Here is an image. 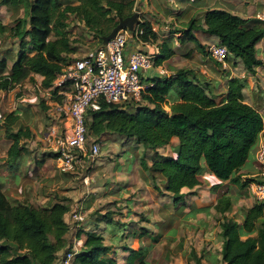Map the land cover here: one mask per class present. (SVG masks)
I'll list each match as a JSON object with an SVG mask.
<instances>
[{
  "label": "trees",
  "instance_id": "1",
  "mask_svg": "<svg viewBox=\"0 0 264 264\" xmlns=\"http://www.w3.org/2000/svg\"><path fill=\"white\" fill-rule=\"evenodd\" d=\"M0 6L23 11L22 17L11 26L0 20V34H6L12 40L10 43L16 45L15 53L8 57L11 65L7 72L6 59L0 60V90L22 84L34 74L42 76L43 88L49 87L67 63L66 56L77 51L67 29L71 19L83 24L99 48L102 36L111 31L118 18L134 12L132 0H0ZM202 18L204 28L192 18L186 30L202 54L208 51L191 32L197 27L218 38L219 44L226 48V61L233 66L239 60L249 75H254L258 66H264V60L256 54V43L264 37V20L220 8L206 10ZM132 36L143 42L155 39L147 20L137 22ZM173 53L166 45L160 46L161 58ZM224 79L225 91L210 80L198 78L193 69L179 68L170 78L158 79L147 86L139 104H128L127 108L100 100L99 109L86 111V135L98 140L102 134L114 133L133 138L142 148L152 150L150 165L143 162L142 166L159 174L163 190L174 203L183 201L184 188L192 189L201 182L204 164L220 182L243 187L246 184L236 173L251 150L256 151L264 135V121L257 107L244 100L243 79L235 76ZM171 90L176 92L178 101L166 110L163 104ZM2 119L5 134L12 140L6 164L13 167L19 154L27 150L24 140L31 138L32 132L28 126L13 127L19 120L15 112L5 114ZM173 137L178 139L174 154L158 153ZM130 166L128 162V170ZM253 180L264 183V177ZM232 205V196L223 192L212 206L221 216L218 221L221 264H264V199L253 202L242 213L241 221L226 215ZM69 209L64 198L38 207L16 201L0 189V264L59 263L64 252L73 247L66 237L70 229L65 219ZM206 210L198 208L194 212ZM102 219L112 235L120 237L126 229L127 224L114 221L107 213ZM76 236L80 246L72 264H118L116 251L104 243L102 233L79 229ZM122 250L126 251L123 256L126 264H148L147 247L123 245ZM194 259V264H203L197 255Z\"/></svg>",
  "mask_w": 264,
  "mask_h": 264
},
{
  "label": "rangeland",
  "instance_id": "2",
  "mask_svg": "<svg viewBox=\"0 0 264 264\" xmlns=\"http://www.w3.org/2000/svg\"><path fill=\"white\" fill-rule=\"evenodd\" d=\"M246 1L248 3L250 0ZM259 1L264 8V0ZM1 11L3 10L0 9L2 23L10 26L15 23L17 16L22 14V10L20 14L13 13V10L12 12ZM67 29L70 30L74 45L78 48L74 56L83 55L88 45L75 44L83 38L81 26L75 19H71ZM11 41V39L6 41V44ZM66 58L69 61L71 56ZM27 82L25 87L20 86L15 93L21 95L20 98L24 101L20 102L22 106L29 109L25 113V120H29L32 130H41V133L38 139L33 136L24 144L28 151L27 167L33 174L29 177L31 179H23V181L26 180L24 183L16 182V185L9 186L11 191L6 193L8 196H20V198L16 197L19 201L40 207L46 201L44 194L47 196L50 194L51 198H64V201L69 204V211L75 207V204H80L82 218L79 223L70 221L68 211L69 243L79 248L80 240L76 236L79 229L102 233L104 243L116 251L120 264L126 254V251L122 250L123 245L132 248L147 247L148 264H194V255L200 257L203 264H221L219 255L221 237L218 226L221 216L212 206L223 192L230 194L233 205L226 215L241 221L242 213L256 201L249 184L252 182L251 179L264 177L263 164L255 161V165L236 173L246 184L243 187L227 181L212 180L210 175H205L196 187L183 189L185 195L182 202L174 203L171 195L163 190V180L159 174L148 172L142 166L143 162L147 166L150 165L153 151L142 148L133 138L122 140L117 134L106 133L98 139L100 151L93 161L90 162L86 157L80 156L72 169L61 171L54 161L56 154L52 145L45 138L48 127L52 123L49 114L53 110V102L50 103L47 93L40 89L35 78ZM32 97L35 99L32 100ZM3 98L5 101L8 97L6 95L0 97V99ZM121 105L127 108L130 106ZM6 111L0 107V113ZM61 126L62 124L59 129ZM6 139L9 140L0 129V165L4 159L1 155L6 151L8 143ZM94 139L88 136V142ZM173 147L174 143L171 141L169 145L157 151L160 154L172 155ZM250 160L254 161L253 150L246 161ZM128 162H131V168L126 171ZM38 164L39 166L36 167ZM2 170L4 169L0 166V172ZM86 176L87 182L84 180ZM19 186H21V192L14 189ZM195 203L198 206L208 207V212H193ZM106 213L111 215L114 221L127 224L120 237L112 235L111 229L102 219V215ZM79 239L82 241L84 235H81Z\"/></svg>",
  "mask_w": 264,
  "mask_h": 264
},
{
  "label": "crops",
  "instance_id": "3",
  "mask_svg": "<svg viewBox=\"0 0 264 264\" xmlns=\"http://www.w3.org/2000/svg\"><path fill=\"white\" fill-rule=\"evenodd\" d=\"M133 1V11L139 14V21L147 20L151 23L152 30L155 33V39L150 42H143L138 38H134L129 35L128 40L124 49V57L128 58L129 55L134 51H144L149 54L154 55V63L149 68H143L140 71V79L145 86H150L156 80H162L170 78L177 69L179 68H190L193 69L196 73V76L202 80H210L213 83L218 85V89L223 91L226 90L227 84L224 77L227 76H235L243 79L245 85L242 89L244 100L257 107L258 111L262 115L264 121V66H258L256 68V72L254 75H249L244 70L243 64L236 60L235 66L232 65L231 62L219 61L217 59L212 58L209 53L202 54L196 47L194 41L191 39V35H188L186 30L188 29V24L192 18L196 19V24L200 25L204 28L203 24V15L206 10L213 8H220L228 10L232 13L238 14L242 17H256L264 20V8L262 3L259 0H250L246 3V0H132ZM1 12L11 11L7 6H0ZM22 9L13 10V13H18ZM22 14L17 17H22ZM1 20V19H0ZM3 22V21H2ZM81 26V32L83 34V38H80L81 41L75 42V44L79 45H88V48L83 52V55L88 54L96 49V45L94 44V39L90 33H88L84 28L83 24L78 22ZM193 36L204 45L205 49L208 51L211 45L219 44V40L217 37L213 35H209L204 32L202 28L197 27L192 31ZM10 38L6 37V34H0V60L6 59L7 68L5 71L7 72L11 65V60L8 58L9 55H12L16 51V47L14 45H10L11 43H7ZM166 45L170 49L174 50V53L167 58L160 57V46ZM76 46V45H75ZM78 52L77 51L75 53ZM75 53L70 54L68 56L75 57ZM256 54L257 57L261 60H264V37L261 38L256 43ZM218 61L219 64L216 65L214 61ZM4 72V71H2ZM1 72V73H2ZM36 79L38 81L39 87L42 90L41 80L42 76L39 74H34L32 79L25 80L22 84H18L15 87L9 90H0V97H8L4 101L0 99V107L3 110H7L6 112L0 113V116L4 117L5 114L10 112H15L19 115V120L14 124V128L17 126H28L32 132V139L35 136L37 139L40 137L41 130L35 131L32 130V126L29 123V120H25V113L29 111L28 107L22 106L24 102L18 95L15 93V90L20 86H26L27 81ZM44 89V88H43ZM32 100L35 97L31 98ZM50 101V100H49ZM52 101V100H51ZM50 101V103H52ZM174 101H178L177 94L174 90H171L169 94L166 96L165 103L163 107L166 110L170 109L171 103ZM54 103V102H53ZM52 103V104H53ZM146 103V102H143ZM38 127L40 125H37ZM36 126V129H37ZM0 129L3 130L5 134V127L3 123V119L0 120ZM264 130V128H263ZM106 134V133H105ZM6 135V134H5ZM44 135V134H43ZM103 135V134H102ZM262 137V136H261ZM122 140H125L127 137H122ZM8 140V139H6ZM26 142V140H24ZM174 145L178 143V139L173 137L171 140ZM12 140L9 138L8 143L6 145V151L1 155L4 159L1 161V167L4 169L0 172V189L7 193L11 191L9 186L12 184L16 185L17 183H24L23 179H31L33 174L28 170V151H23L19 154L18 160L13 167H8L6 164V152L11 145ZM167 146V145H166ZM55 155V154H54ZM255 151H253V159L254 161H246L241 169L249 168L255 162ZM51 159V156H50ZM78 160V159H77ZM54 161H56V166L59 168V160L55 156ZM36 165V167H38ZM202 174L199 176L200 181L205 175H210V178L213 180H218L214 175L208 172V169L205 167ZM131 168V166H130ZM126 171H129L126 169ZM60 175V173H59ZM56 180V179H54ZM21 181V182H20ZM219 181V180H218ZM58 183V182H56ZM35 187V186H34ZM16 191L21 192V186L18 188H14ZM14 191V190H13ZM15 192V191H14ZM44 192V191H42ZM63 193V192H62ZM23 194V193H22ZM12 195V194H11ZM8 196V194H7ZM16 201H19L17 198L20 196L14 197L8 196ZM61 197H59L60 199ZM44 199H46L45 204L42 206H46L49 203L56 201V197L51 198L50 194L47 196L44 194ZM215 203V202H214ZM196 204V203H195ZM201 206V207H199ZM197 205L192 208V210L198 208H206V206L202 207V205ZM208 208V207H207ZM194 212V211H193ZM208 212V210H206ZM68 214L66 215L67 221ZM68 239V236H66ZM221 242H222V238ZM83 240V239H82ZM221 247V246H220ZM63 251L59 252L61 256ZM220 255V254H219ZM59 256V257H60ZM56 264H59L56 262ZM118 264L119 261H118ZM126 264L122 258V263Z\"/></svg>",
  "mask_w": 264,
  "mask_h": 264
},
{
  "label": "built area",
  "instance_id": "4",
  "mask_svg": "<svg viewBox=\"0 0 264 264\" xmlns=\"http://www.w3.org/2000/svg\"><path fill=\"white\" fill-rule=\"evenodd\" d=\"M129 35L126 29H120L103 47L70 58L52 84L42 88L47 93L48 100L54 102L53 110L49 114L52 123L45 138L52 145L61 171L72 169L80 156L91 162L99 154V141L94 139L88 142L86 135L87 110L99 109L100 100L119 104L141 103L147 86L140 79V71L151 67L155 59L154 55L139 50L125 58L124 49ZM208 52L219 61H223L226 56V48L220 44L211 45ZM254 156L255 161L264 165L262 137ZM84 180L87 182L88 177ZM249 187L256 200L264 199V183L253 181ZM81 218L82 206L75 204L69 211V219L78 223ZM77 249L73 246L64 252L59 264H72Z\"/></svg>",
  "mask_w": 264,
  "mask_h": 264
},
{
  "label": "water",
  "instance_id": "5",
  "mask_svg": "<svg viewBox=\"0 0 264 264\" xmlns=\"http://www.w3.org/2000/svg\"><path fill=\"white\" fill-rule=\"evenodd\" d=\"M139 21V14L137 12H133L130 16L127 17H119L118 23L111 29V31L101 38V47H103L120 29H126L129 34L132 36L135 25Z\"/></svg>",
  "mask_w": 264,
  "mask_h": 264
}]
</instances>
